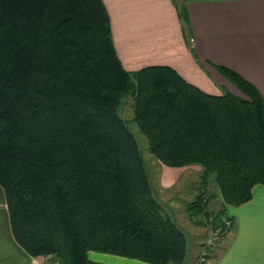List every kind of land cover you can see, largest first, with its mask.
I'll return each mask as SVG.
<instances>
[{"label": "trees", "instance_id": "obj_1", "mask_svg": "<svg viewBox=\"0 0 264 264\" xmlns=\"http://www.w3.org/2000/svg\"><path fill=\"white\" fill-rule=\"evenodd\" d=\"M215 68L239 94L209 93L167 65L127 70L103 0H0V185L18 244L56 264H92L91 251L182 264L186 235L154 196L118 109L132 98L161 163L201 167L187 210L223 225L227 206L264 186V97Z\"/></svg>", "mask_w": 264, "mask_h": 264}, {"label": "crops", "instance_id": "obj_2", "mask_svg": "<svg viewBox=\"0 0 264 264\" xmlns=\"http://www.w3.org/2000/svg\"><path fill=\"white\" fill-rule=\"evenodd\" d=\"M103 2L114 46L127 70L167 65L209 93L222 94L223 86L238 93L215 68L224 66L254 84L264 97V0H181L179 5H185L190 31L184 28L174 0ZM167 170L162 172V180L169 174ZM215 192L219 195L218 189ZM215 201L211 208L217 205ZM227 215L232 220L230 233L213 249L208 264H264V186L253 187L250 201L227 206ZM193 227L189 228L192 240L189 244L187 241L182 264L194 263L210 233L206 223ZM35 258L13 236L0 185V264H33ZM89 259L92 264H150L94 251L89 252Z\"/></svg>", "mask_w": 264, "mask_h": 264}, {"label": "rangeland", "instance_id": "obj_3", "mask_svg": "<svg viewBox=\"0 0 264 264\" xmlns=\"http://www.w3.org/2000/svg\"><path fill=\"white\" fill-rule=\"evenodd\" d=\"M180 1L181 0H176L178 4L180 3ZM182 21L183 23L185 22V20ZM183 26L185 29H187L186 25L183 24ZM222 88L224 93L228 91L227 89L225 90L226 87L223 86ZM228 88L229 91H231L230 87ZM236 94H239V92ZM133 109V100L131 97L128 96L122 101V105H120L118 112L120 116L124 118L127 123V126L129 127V129L137 140L138 148L140 150L141 155L143 156L144 164L146 166L154 196L157 199L161 200V203L164 204L163 206L165 210H169V214L176 222L178 227L184 232L189 244V242L192 240L191 235L189 234V228H194L193 226L196 223L194 222L195 219L190 217L187 207L189 203L194 199L195 189L200 184V173L198 172V169H201V167L199 165H190L187 166V168L170 167L164 165L158 159H156L148 150V140L140 132L137 124L133 120ZM165 167L170 168L173 171H178L179 174L175 172L172 173L170 172L171 170H167V168ZM164 170H167L169 174H167L162 180L161 175ZM176 177V182L173 184H169L172 178ZM215 202L217 205H213L212 207L214 210L218 211L221 204H218L219 200H216ZM46 263L51 264V262Z\"/></svg>", "mask_w": 264, "mask_h": 264}, {"label": "built area", "instance_id": "obj_4", "mask_svg": "<svg viewBox=\"0 0 264 264\" xmlns=\"http://www.w3.org/2000/svg\"><path fill=\"white\" fill-rule=\"evenodd\" d=\"M215 215V214H214ZM210 218V222L214 221L215 216ZM215 225V224H214ZM210 226V233L203 242L199 255L193 264H208L213 249L224 239L226 235L230 233L232 227V220L229 218H223V225ZM43 259V260H41ZM50 259V256L35 258L33 259V264H48L46 263ZM51 264H56L52 263Z\"/></svg>", "mask_w": 264, "mask_h": 264}]
</instances>
